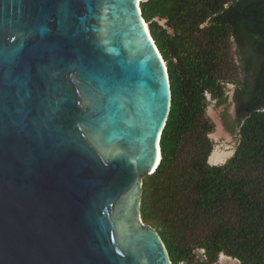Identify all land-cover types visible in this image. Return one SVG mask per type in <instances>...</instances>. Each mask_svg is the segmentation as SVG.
Segmentation results:
<instances>
[{
    "label": "water",
    "instance_id": "obj_1",
    "mask_svg": "<svg viewBox=\"0 0 264 264\" xmlns=\"http://www.w3.org/2000/svg\"><path fill=\"white\" fill-rule=\"evenodd\" d=\"M139 3L0 0V264H171L140 215L171 89Z\"/></svg>",
    "mask_w": 264,
    "mask_h": 264
},
{
    "label": "trees",
    "instance_id": "obj_2",
    "mask_svg": "<svg viewBox=\"0 0 264 264\" xmlns=\"http://www.w3.org/2000/svg\"><path fill=\"white\" fill-rule=\"evenodd\" d=\"M257 1L139 3L171 89L161 158L143 177L140 215L158 231L171 264H217L221 253L264 264V3ZM212 101L237 138L219 164L209 162Z\"/></svg>",
    "mask_w": 264,
    "mask_h": 264
},
{
    "label": "rangeland",
    "instance_id": "obj_3",
    "mask_svg": "<svg viewBox=\"0 0 264 264\" xmlns=\"http://www.w3.org/2000/svg\"><path fill=\"white\" fill-rule=\"evenodd\" d=\"M227 88H228V93L231 96L234 92V85L228 84ZM230 102H231V106L229 107L228 112L234 116L235 109H234L233 98L230 99ZM222 110H223V106L211 105L208 107V114L211 116V118L215 122V129L210 134V138L213 141V150L209 156L210 157L209 161L211 163L224 162L233 153L236 142H237V138L235 137V135L229 132H226L225 129L222 127L221 118H220V114ZM212 153L214 154L213 161L210 160L211 155H213ZM219 154H224V155L221 156L222 158L216 159L215 156ZM218 264H238V262L235 261L233 258L231 259L225 256V257H220Z\"/></svg>",
    "mask_w": 264,
    "mask_h": 264
},
{
    "label": "flooded vegetation",
    "instance_id": "obj_4",
    "mask_svg": "<svg viewBox=\"0 0 264 264\" xmlns=\"http://www.w3.org/2000/svg\"><path fill=\"white\" fill-rule=\"evenodd\" d=\"M232 96H233V94L230 96V99H232ZM211 105L214 106V105H215V101H212L211 104H210V106H211ZM234 109H235V106H234ZM222 111H223V110H222ZM230 115H231L232 118H235V116H236V111H235L234 116H233L231 113H230ZM221 123H222V121H221ZM222 127L224 128V125H223V124H222ZM224 129H225V128H224ZM225 131H226V130H225ZM226 132H228V131H226ZM219 259H220V257H219ZM218 263H219V260H218ZM218 263H217V264H218Z\"/></svg>",
    "mask_w": 264,
    "mask_h": 264
},
{
    "label": "bare ground",
    "instance_id": "obj_5",
    "mask_svg": "<svg viewBox=\"0 0 264 264\" xmlns=\"http://www.w3.org/2000/svg\"><path fill=\"white\" fill-rule=\"evenodd\" d=\"M213 154V153H212ZM222 155H224V154H219V155H217V156H215L216 157V159L217 158H222L221 156ZM224 157V156H223ZM210 158V157H209ZM213 158H214V154L213 155H211V159L210 160H212L213 161ZM221 257H225V255H221Z\"/></svg>",
    "mask_w": 264,
    "mask_h": 264
},
{
    "label": "crops",
    "instance_id": "obj_6",
    "mask_svg": "<svg viewBox=\"0 0 264 264\" xmlns=\"http://www.w3.org/2000/svg\"><path fill=\"white\" fill-rule=\"evenodd\" d=\"M210 162V161H209ZM211 163V162H210ZM211 164H219V163H211Z\"/></svg>",
    "mask_w": 264,
    "mask_h": 264
},
{
    "label": "built area",
    "instance_id": "obj_7",
    "mask_svg": "<svg viewBox=\"0 0 264 264\" xmlns=\"http://www.w3.org/2000/svg\"><path fill=\"white\" fill-rule=\"evenodd\" d=\"M238 264H239V261H238Z\"/></svg>",
    "mask_w": 264,
    "mask_h": 264
}]
</instances>
